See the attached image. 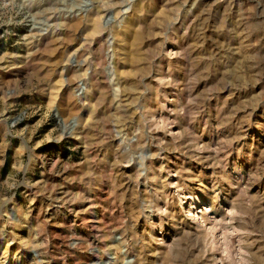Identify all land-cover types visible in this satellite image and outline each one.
<instances>
[{"label": "rangeland", "instance_id": "374dc122", "mask_svg": "<svg viewBox=\"0 0 264 264\" xmlns=\"http://www.w3.org/2000/svg\"><path fill=\"white\" fill-rule=\"evenodd\" d=\"M0 264H264V0H0Z\"/></svg>", "mask_w": 264, "mask_h": 264}]
</instances>
